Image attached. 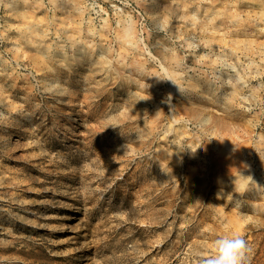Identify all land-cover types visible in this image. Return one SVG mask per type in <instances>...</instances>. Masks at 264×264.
Masks as SVG:
<instances>
[{
  "label": "rangeland",
  "instance_id": "374dc122",
  "mask_svg": "<svg viewBox=\"0 0 264 264\" xmlns=\"http://www.w3.org/2000/svg\"><path fill=\"white\" fill-rule=\"evenodd\" d=\"M223 234L264 264V0H0V264Z\"/></svg>",
  "mask_w": 264,
  "mask_h": 264
},
{
  "label": "clouds",
  "instance_id": "9594fccd",
  "mask_svg": "<svg viewBox=\"0 0 264 264\" xmlns=\"http://www.w3.org/2000/svg\"><path fill=\"white\" fill-rule=\"evenodd\" d=\"M233 169H229L231 174ZM237 175L245 184L254 183L251 176L245 177L239 172ZM234 177L233 183H235L237 178L236 176ZM250 253V245L243 236L223 234L214 240L212 249L209 252H194L195 264H249Z\"/></svg>",
  "mask_w": 264,
  "mask_h": 264
},
{
  "label": "bare ground",
  "instance_id": "6f19581e",
  "mask_svg": "<svg viewBox=\"0 0 264 264\" xmlns=\"http://www.w3.org/2000/svg\"><path fill=\"white\" fill-rule=\"evenodd\" d=\"M220 161H221V160H220ZM220 163H221V162H220ZM221 164H222V163H221ZM221 164H220V165H221ZM220 165H219V166H220Z\"/></svg>",
  "mask_w": 264,
  "mask_h": 264
}]
</instances>
